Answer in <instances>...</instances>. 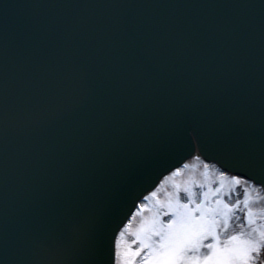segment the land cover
Returning <instances> with one entry per match:
<instances>
[{
    "label": "snow or ice",
    "instance_id": "6c2138e0",
    "mask_svg": "<svg viewBox=\"0 0 264 264\" xmlns=\"http://www.w3.org/2000/svg\"><path fill=\"white\" fill-rule=\"evenodd\" d=\"M41 253L264 264V0L0 5V264Z\"/></svg>",
    "mask_w": 264,
    "mask_h": 264
},
{
    "label": "water",
    "instance_id": "95a60500",
    "mask_svg": "<svg viewBox=\"0 0 264 264\" xmlns=\"http://www.w3.org/2000/svg\"><path fill=\"white\" fill-rule=\"evenodd\" d=\"M5 2L8 3L21 2V0H0V5H2ZM23 2L43 3V2H49V0H23ZM48 258L49 257L47 253H41V255L38 256V260L41 262V264H43V262L46 261Z\"/></svg>",
    "mask_w": 264,
    "mask_h": 264
},
{
    "label": "rangeland",
    "instance_id": "374dc122",
    "mask_svg": "<svg viewBox=\"0 0 264 264\" xmlns=\"http://www.w3.org/2000/svg\"><path fill=\"white\" fill-rule=\"evenodd\" d=\"M195 163V161H193Z\"/></svg>",
    "mask_w": 264,
    "mask_h": 264
}]
</instances>
